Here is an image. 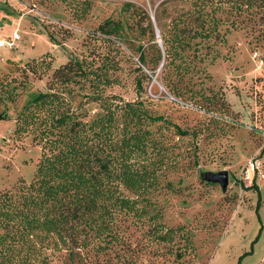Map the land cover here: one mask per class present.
<instances>
[{
	"label": "rangeland",
	"instance_id": "374dc122",
	"mask_svg": "<svg viewBox=\"0 0 264 264\" xmlns=\"http://www.w3.org/2000/svg\"><path fill=\"white\" fill-rule=\"evenodd\" d=\"M187 7L184 0H0V39L19 34L12 46H0V190L20 178L31 179L41 149L31 134L13 133L14 119L29 99L48 90L52 70L72 55L110 64L109 73L117 81L105 94L134 100L137 56L144 52L141 98L153 114L188 131L181 136L171 126H151L159 128L157 136L161 134L174 159L149 196V212L159 210L166 226L183 224L192 251L187 248L179 259L175 249L182 246L181 236L162 242L154 237L150 222L121 217L112 226V241L91 237L71 250H47V264H264V38L249 21L229 30L226 21L220 26L226 41L206 42L209 54L217 58L198 61L200 70L193 78L192 86L207 96L214 93V102L202 96L175 99L161 82V64H154L156 36L153 29L154 39H149L146 20L152 15L165 29ZM107 18L122 25L118 35L95 30ZM46 52L51 56L45 60L48 69L37 64L34 72L22 73L27 60ZM186 60L193 61L190 56ZM19 81L26 87L21 92L17 88L11 102L4 90ZM69 86L77 103L84 90L77 83ZM84 105L89 112L96 107ZM219 170L228 172L225 187L203 177Z\"/></svg>",
	"mask_w": 264,
	"mask_h": 264
},
{
	"label": "trees",
	"instance_id": "16d2710c",
	"mask_svg": "<svg viewBox=\"0 0 264 264\" xmlns=\"http://www.w3.org/2000/svg\"><path fill=\"white\" fill-rule=\"evenodd\" d=\"M184 1L188 7L173 16L165 29L154 17L146 20L149 39H154L153 29L156 36L152 42L154 64H161V82L175 99L188 101L202 96L214 102V93L207 96L192 86L200 70L198 61L210 55L211 45L206 42L226 41L220 31L226 21V30L249 21L264 38V0ZM121 29L120 22L110 18L95 28L108 35H118ZM187 56L193 61H187ZM47 57L51 58L49 52L30 58L21 67L22 73L34 72L37 64L48 69ZM209 57L213 62L217 55ZM137 59L140 74L134 77V100L105 94L117 81L109 73L110 64H95L72 55L52 70L48 90L29 99L17 114L13 133L31 134L41 153L29 181L20 178L11 188L0 190V264H47L51 253L47 250H71L91 237L107 236L112 241L116 237L112 226L121 217L150 222L154 237L162 242L181 236L182 246L175 249L179 259L187 248L193 250L183 224L166 226L159 210L149 212V196L174 159L161 134L157 136L159 128L151 126H171L181 136L188 131L147 107L141 98L145 53L139 52ZM72 83L84 90L77 103L70 92ZM25 87V82L19 81L5 88L6 98L13 102L17 88L21 92ZM86 103L96 104L93 112ZM251 186L260 205V191L254 183Z\"/></svg>",
	"mask_w": 264,
	"mask_h": 264
},
{
	"label": "water",
	"instance_id": "95a60500",
	"mask_svg": "<svg viewBox=\"0 0 264 264\" xmlns=\"http://www.w3.org/2000/svg\"><path fill=\"white\" fill-rule=\"evenodd\" d=\"M150 17L153 20V16L151 15ZM155 30L158 36L157 29ZM158 41L160 42V39ZM203 177L206 181L218 182L222 187H225L228 181V172L226 170L208 171L204 173Z\"/></svg>",
	"mask_w": 264,
	"mask_h": 264
},
{
	"label": "built area",
	"instance_id": "2783aa9c",
	"mask_svg": "<svg viewBox=\"0 0 264 264\" xmlns=\"http://www.w3.org/2000/svg\"><path fill=\"white\" fill-rule=\"evenodd\" d=\"M17 38H19V34H18L16 31H14V32L12 33V37H11L10 40H7V39H0V46H1V45H4V44H7V46H12L14 40L17 39Z\"/></svg>",
	"mask_w": 264,
	"mask_h": 264
}]
</instances>
